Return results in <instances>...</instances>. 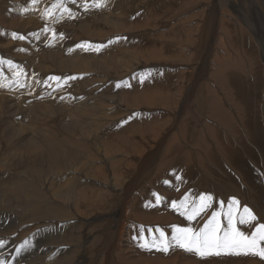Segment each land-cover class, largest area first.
Instances as JSON below:
<instances>
[{"label": "rangeland", "instance_id": "374dc122", "mask_svg": "<svg viewBox=\"0 0 264 264\" xmlns=\"http://www.w3.org/2000/svg\"><path fill=\"white\" fill-rule=\"evenodd\" d=\"M45 1L46 0H36V2L33 3V0H0V61H2L0 62V81L3 79L1 82H4H0V90L4 88V92L1 90L0 93L3 92L4 98H9V96L13 98L15 95L13 94L14 92L21 93L23 90H27L24 91L26 94L23 93L22 95L32 96L35 98L34 100L42 99V101L47 98L46 101L49 103L50 99L58 94V88L62 89L61 91L63 94H87V91H91L88 86L93 82H96L98 77H101L102 81H107L109 88L112 91L119 94V96H110L108 94L109 92H107V95L114 100L112 101V103H114L112 104L114 106L112 110L115 111L114 109H116L117 111L113 112L117 114L113 115L111 124H115L117 122V128L122 127V125L125 126L121 135L126 132L125 140L115 138L112 141L114 147L116 145L123 147L124 151L122 152L124 153L120 152L121 154H118L119 152H112V148L109 149V153L112 152L111 155L114 159H117L118 157L120 159L124 158L123 162L120 161V163L111 165L102 162L101 156L99 154L96 155V165L98 168L100 169L103 164L106 169V176L109 178L106 183H108V185L115 183V179H113L112 175L114 173L113 171H117V173L121 176V180L120 183L117 182V186L111 190L108 195L109 198H107L106 203L102 204V207L101 205L90 207L88 210L90 209L91 214L87 215L82 213L79 217L83 223V233L81 236L82 240L86 239V233H88V235L92 234V236L99 237V241L93 246L94 248L87 252V260L85 261L86 264H97L100 262L98 259L99 256L101 254L104 255L103 251L100 249H102L110 239L112 240L113 238L112 242H115L118 239V241L115 242L117 244L122 241V235H124L125 230L123 223H130L133 227H142L143 230L145 229L147 231V234L149 232V234H152L153 237L158 236L156 235L158 233L155 231H158V229L162 230L165 234L166 241L168 242V238L170 237L169 230L172 227L190 228L189 226L193 225L192 229L199 232L201 229L200 226L205 224L202 221L207 222L211 217L212 212H227L228 202L232 198L239 201V204L236 205L235 208L239 209L240 212H242L243 206L246 205L252 209L253 213L257 216V221L250 222L249 226H241L237 222V227L240 228L241 231H244L246 235H250L251 231L255 230L257 222L264 223V0H257L259 3L257 6L260 10L259 12L256 10L255 0H231L229 2H224L221 4L222 7L220 6L216 10L212 7L214 0H62L63 7L67 8L69 10L68 12L63 11V8L60 6V0ZM96 3H99L100 6H94ZM47 4L49 5V8L47 7ZM50 5L53 6L51 7ZM24 7L26 8L24 9ZM30 10L32 13H30ZM36 13H41L40 15L42 16L39 17ZM89 13L98 14L97 18L99 20L103 19L105 22H98L92 25L94 26V30L95 28L100 29L99 31L96 29L99 33H90L89 30H87L88 28L83 24L84 16ZM214 13L217 14L216 20H214L215 17L213 18ZM63 14L65 16H63ZM117 15L118 17H116ZM105 16L108 17L105 19ZM112 16H114L115 20L111 18ZM26 19L36 20L40 22V25L48 27L46 28L49 29L48 34L45 35V31L35 28L32 23L31 25L30 23L25 25L26 21L32 22ZM107 19H109V21ZM124 22H128V25L131 26H123ZM60 24L62 27L59 26ZM98 24H100V26H98ZM210 26L211 30H209L210 33L208 41L210 42L213 40L210 44V46L212 45L210 49L211 51L205 48V46H202V43L205 42L203 40H206L204 38L206 28L208 29ZM102 30L103 32H101ZM14 32L17 33L18 36H23L24 39H14L13 36H11ZM35 35L39 37L37 38ZM42 35L45 38L42 45L44 44L45 47H49L55 39L52 51L57 54L56 57H54L55 54L53 55L52 51L49 53V51L46 50L45 52L51 56L49 57V61L47 63H43V65L42 60L44 57L42 56L40 58L37 53L38 51L30 47L31 45L36 46L37 42L39 44V40L36 41V39H41L43 37ZM87 43H89V45ZM207 45H209V43H207L206 46ZM215 48H217V50ZM27 51L29 54H25ZM40 51L44 50L42 49ZM206 51H210L211 54H208V57L205 58ZM86 53H88V56ZM40 55H43V53L41 52ZM227 55H232L234 59H237V62H242L241 70H236L237 72H240V74L237 73L240 75L239 78L238 75L231 78L232 76L230 74L228 75V73L224 70L223 73L222 70L218 69L217 66L219 64V59L223 56L226 57ZM70 57L74 58L71 59ZM94 57H96V59ZM55 58L73 60L74 64H72L74 66L58 72V68H55L58 66L53 61ZM31 59L36 67L40 66V68H43L44 71L45 68H48L49 74L45 72L46 75L41 76L39 72L40 69L38 70L39 73L37 72L32 74L30 71L34 70L35 66L31 64L33 67L32 69L29 68L28 61ZM37 60L41 65L37 64ZM9 61H11V64L8 63ZM203 63L206 64L205 67L207 68V72L200 79L198 77V69L201 68L200 65ZM54 69L56 70L54 71ZM251 69H257V75H254ZM82 71L84 74L81 73ZM54 72H58L61 77L53 74ZM142 72H144V74H142ZM14 73L16 74V77L14 76ZM90 76L91 79L89 80ZM55 78H59V80ZM139 78H141V81H139ZM230 78L231 80L233 79V82H231ZM52 79H54L56 83L53 82L54 80ZM151 79H154L153 82ZM133 80L138 83L136 84ZM77 81L80 85L77 84ZM25 82L26 85L24 84ZM45 82L48 87L50 86L49 88L47 87L48 89L46 90L52 88L50 90V95L48 96L45 94V98L36 97L38 96L36 94L37 88H40V85H43ZM242 82H244V84ZM28 83L32 84L29 85ZM156 83L160 84L159 87H156ZM138 84L139 87L137 91H134ZM163 84H166L167 86ZM81 85L82 89L85 87L88 89L85 88L86 90H82L80 89L81 87L78 88ZM152 85L154 87H152ZM140 86L142 87V90ZM146 86L151 90L146 88ZM161 86L164 88L161 89ZM165 86L169 88H166ZM213 86L215 90H213ZM125 87L127 90L130 89L132 94L129 95V97L122 95L123 98H121V94H123V92L120 94V91H124ZM144 87L145 89H143ZM12 88H14V90ZM67 88L69 90L66 91ZM73 90L77 91L73 93ZM156 90H159V93L155 92ZM164 90H166V92H164ZM11 91L13 92L11 93L13 94L12 96L9 95ZM193 91L194 95H192ZM199 91H201V93H198ZM215 91L216 93H220V95H217ZM53 92H56V94L54 95ZM160 92L163 93L162 96ZM149 93L152 96H150ZM165 93L167 94L165 95ZM61 95L62 94H60V96ZM16 98L18 97L16 96ZM219 98L220 100L222 99L224 103L221 104V101L218 100ZM215 100H218L221 106H226L225 109L231 110V114L234 117H229L227 112H223L224 114L219 113V116L216 113L214 115L213 113L215 110H221L219 107H215ZM244 100H247L249 103L243 102ZM236 102L239 105L243 104L244 106H247L245 115H241L242 112ZM26 105L27 106H25V104L18 105L17 107V111L20 110V115H22L21 120H19L20 122L23 121L22 125L28 121V115H31L29 114V107L33 104L27 103ZM148 118H152V120L149 121ZM242 118L247 119V121L249 120L247 122L249 125H245L241 120ZM153 119L156 123H153ZM99 120L100 119H98V122ZM123 122L127 124L124 125ZM19 123L16 120V126L19 127ZM208 123L215 126L217 125L216 127L222 131L221 138L227 136V142L225 140V143L233 144L235 148L240 151L239 157L236 155L233 156L235 160L234 163L229 158V155L228 158H226L227 155L224 150L220 151L222 152L221 155L215 149H224L222 143L219 142L217 138L215 144H211L209 147V149L213 150V156L216 160H212V158L209 157L207 147H204V143L208 145V139L211 140V138L207 139L208 133H205L207 132V127L205 126H207ZM3 128L5 129L4 125ZM147 128L150 130L148 129L146 131ZM58 129L57 131H59ZM200 130H203L204 133H200ZM61 131L62 130H60V132ZM88 131H90V128ZM193 132H197L195 135L196 138H193ZM118 134L120 133L118 132ZM58 137L64 138L66 136L59 133ZM166 139L168 140L165 142ZM175 140H178L177 142H179V146L184 148L188 157V164L184 167L183 172H180V174H177L176 172V176L180 178V183L181 178L183 182L186 179L187 180L185 182H188L184 187L183 185L180 186L179 190L173 194L172 199L173 202H176V205L181 201H184L186 205L176 212L172 218H168L166 221L159 219L152 223L141 222L143 224L139 221L135 222L134 220L132 222V217H129V209L130 207H134V202H132L134 198L133 194H139L140 192L142 193L143 191L149 189L152 192L150 197H155L158 203L163 206L164 194L162 191L164 190H161V184L158 182L153 184L149 179H151V177L155 174L154 170L158 167L161 156L166 166L164 168L166 170H164L161 174V177H163L162 180L167 177L166 175L169 171V167H173L175 165L171 164L173 162L171 156H174L171 152L172 147L176 146L177 143ZM202 140H204V143H201ZM2 141L3 137L1 135V145L5 142ZM133 143L136 144V147L132 146ZM166 144L167 146H165ZM161 145H163L161 147L163 148L161 154L145 163H142L146 153H151L152 151V154H154V148ZM7 148L8 147L5 149ZM134 148L143 149V154L135 153L133 151ZM11 149L12 147L9 148V150ZM88 149H90V147H88ZM195 150H199V153H195ZM164 151H166L165 159H163ZM177 155L179 156L180 152H178ZM43 165V167H45V163ZM144 167L145 171H142V173L145 172L143 177H135L134 184L130 185L133 186V188L128 190L127 187L129 186V178L132 177V174H138ZM0 168H2L0 169V177L3 178L8 176L7 174L9 173V170L12 174L14 172L12 171L13 167L6 168L0 166ZM20 171H22V169L17 170V172ZM245 172L248 174L250 173L249 176L245 175ZM19 174L23 173L20 172ZM226 176H231L237 183L238 187H236L235 190L225 191L227 183L232 181V179H229ZM43 178L44 176L41 171V180ZM96 178L97 180L99 179L97 176ZM110 178H112V180ZM209 179L215 181L213 182V186ZM218 179L222 181L224 187L222 184L220 186ZM170 180L172 181L173 178H170ZM171 181H167L166 183L169 185ZM163 182L165 181L163 180ZM99 183L102 184V186H106V184L103 183V178H100ZM137 183L141 185H138ZM98 192H100V189L98 188H95L94 191L90 190L85 200H89L90 197L95 196V193ZM237 192L240 195L237 194ZM204 194L211 195L213 199L209 202L210 207L199 215V219L197 221L190 220L191 222H188L189 225H187L186 219L181 220L176 218V214L186 216L181 213L191 212L193 207L198 206L199 197ZM122 196H124L123 201L121 199ZM126 197H130L131 199ZM185 197H187V200H185ZM6 199L9 200V198ZM85 200L84 202L86 203ZM170 201L171 200H169V202ZM119 202L121 203L119 204ZM113 205L115 206V210L111 211V209L114 208ZM128 205L129 207H127ZM177 207L178 206H175L174 210H176ZM100 209H105V212L107 210L111 212L109 214H105V212H101ZM116 210H120V214L112 216V214H115ZM13 212L16 216L17 211ZM97 215V218H93ZM218 219L221 221L220 234L222 235L223 230L227 228V217L226 215H221ZM120 222L121 224H119ZM1 223H5L4 219H0V224ZM116 223L118 224L117 226ZM90 231L91 233H89ZM143 232L146 233L145 231ZM117 236L119 238H117ZM157 247H160L162 250V246L160 244H157ZM216 251L222 252V254H220L221 256L219 255L220 258H217L216 261L211 258L206 259V256L202 257L195 252L194 254L198 255L196 256V259H204L206 264H251V262L252 264H264V258L252 254V261L251 256L243 249H215V252ZM224 251L226 252L224 253ZM228 251L232 253L231 255H248V257L244 258L241 256L243 261L239 263L236 261L237 259L230 257V254H227ZM181 254L182 252H180L179 258H181ZM95 256H98V258H95ZM257 258L258 261L261 260L260 263L256 260ZM124 261L125 259H123L120 264H124ZM181 263L183 262L177 261L174 264Z\"/></svg>", "mask_w": 264, "mask_h": 264}, {"label": "bare ground", "instance_id": "6f19581e", "mask_svg": "<svg viewBox=\"0 0 264 264\" xmlns=\"http://www.w3.org/2000/svg\"><path fill=\"white\" fill-rule=\"evenodd\" d=\"M22 1H24V0H22ZM95 1H97V0H95ZM229 1H231V0H226V1L214 0V4L212 7L214 10H216L218 7L221 6V4H223L224 2H229ZM232 2H231V4H232ZM255 2H256V10L259 12L260 10L257 7L259 3L257 2V0H255ZM247 4H248V2H247ZM26 5H27V2H26ZM43 7H44V5H43ZM47 7L49 8V5ZM25 8L26 7H24V9ZM34 10H36V9H34ZM37 10H39V9H37ZM57 10H58V8H57ZM107 12H109V11H107ZM30 13H32L31 10H30ZM27 14H29V13H27ZM40 14H37V15L40 17V16H42ZM98 14H95V13L90 14L89 13L88 15L84 16V18H83V24L88 28L87 30H89V32L92 34L99 33L96 31L97 28H95V30L93 29L94 26H92V25H94L98 22H104L102 19L103 17L101 18L102 20H99L97 18ZM63 16H65V15L63 14ZM143 16H141V17H143ZM107 17L108 16H105V19ZM116 17H118V15ZM111 18L113 20H115L114 16H112ZM213 18H214V20L217 19L216 13H214ZM26 20H29L32 22H28ZM26 20H24V21H26L25 25L26 24L28 25V23H30V25H31V23H32L35 28L40 29L42 31H45V33H46V34L44 33L45 35L48 34L49 29H46L48 27H46L45 25H43V26L40 25V22H38L36 20H30V19H26ZM107 20L109 21V19H107ZM34 22H36V23H34ZM61 24H62V22H61ZM61 24L59 26L62 27ZM106 25H107V23H106ZM106 25H105V27L107 28ZM50 26H52V25H50ZM98 26H100V24H98ZM123 26L126 27V26H131V25H128V22H124ZM81 27H82V25H81ZM23 29H24V27H23ZM97 30L99 31L100 29H97ZM209 30H211V26L208 29L206 28V31L204 33V36H205L204 38L206 40H203L205 42L202 43V46H205V48H207L208 50L211 49L212 45L210 46V44L213 42V40L210 42L208 41V36L210 33ZM228 30H229V28H228ZM101 32H103V30ZM103 34H105V33H103ZM35 36L37 37V35H35ZM44 36L41 39H36V41L39 40V44L37 42V45L35 44L36 46H32V45L30 46V47L34 48L36 51H38L37 53L39 54L40 58L42 56L44 57V59L42 60V65H43V63H47L49 61V57L51 56V55L49 56L45 51L48 50L50 53L52 51V48L54 47V42H55V39H54L52 41V43L49 45V47H45L44 44L42 45V43H44L43 42L44 39L46 38V36H45V38H44ZM211 36H212V34H211ZM87 39H88V37H87ZM220 40H222V39H220ZM83 43H84V41H83ZM207 43H209V45L206 46ZM87 44L89 45V43H87ZM46 45H48V44H46ZM62 45H63V43H62ZM66 48H68V47H66ZM121 48H122V46H121ZM42 49L44 51H40ZM215 49L217 50V48H215ZM94 51H96V50H94ZM210 51H206L205 58L208 57L207 56L208 54H211ZM27 52L25 54H29V52L28 53ZM41 52L43 53V55H40ZM214 52H216V51H214ZM52 53H53V51H52ZM86 54L88 56V53H86ZM92 54H94V53H92ZM53 55H54V57H56L57 54L53 53ZM13 57H14V55H13ZM36 57H37V55H36ZM70 58L72 59L74 57H70ZM94 58L96 59V57H94ZM222 58L219 59V64L217 66L218 69L222 70V71L224 70L225 72L228 73V75L230 74L232 76V77L230 76L231 78H233L235 75L236 76L238 75V78H239L240 72H237V71L241 70V66H242L241 63L242 62L241 61L237 62V59L236 58L234 59V57L232 55H227L226 57L223 56ZM251 58H250V60H251ZM78 59H79V57H78ZM53 61L58 66V67H55V68H58V72L61 70L64 71L63 69H67V68L69 69V67L74 66L73 60H70V59L55 58ZM28 62H29V68L32 69V67L35 66L33 60L31 59ZM36 62H38V60ZM205 63L201 64L200 65L201 68L198 69V77L200 79L207 72L206 71L207 68L205 67V65H206ZM31 64H33V66H31ZM37 64H39V62ZM237 64H241V65H237ZM39 65H41V64H39ZM97 66H99V65H97ZM45 67H47V66H45ZM48 67H50V66H48ZM51 67H52V65H51ZM11 68H12V66H11ZM82 69H84V68H82ZM38 70H39L41 76H45L46 73L49 72L48 68H45V71H44L43 68H40V66L39 67L35 66L34 70H32V71L29 70V71L32 74H34V73H37ZM55 70L56 69H54V71ZM242 70H243V67H242ZM251 70L253 71L254 75L257 73V69H251ZM224 71H223V73H224ZM51 72H53V71H51ZM58 72H54L53 74L60 76V74ZM81 73H83V71ZM237 73H239V74H237ZM16 74H17V71H16ZM16 74L14 75L15 77H16ZM142 74H144V72H142ZM225 75H226V73H225ZM151 77H152V75H151ZM231 78H230V80H231ZM90 79H91V76H90L89 80ZM140 79L141 78H139V81H141ZM52 80H54V79H52ZM153 80L151 79L152 82H153ZM29 82H31V81H29ZM53 82H55V80ZM53 82H51V83H53ZM134 82L136 83V81H134ZM155 82H156V80H155ZM231 82H233V79L231 80ZM1 83H4V82H1ZM18 83H20V82H18ZM242 83L244 84V82H242ZM24 84L26 85V82ZM28 84L31 85L30 83H28ZM77 84H78V81H77ZM201 84H202V82H201ZM78 85H80V84H78ZM159 85L160 84H157L156 87L157 86L159 87ZM163 85H166V84H163ZM40 86L41 87L37 88V90H36V92H37L36 94L38 95L36 97H44L45 98L46 97L45 94H47L49 96L51 93L50 90L52 88H50L49 90H46L50 87V86L48 87L46 85V82L43 85L41 84ZM89 87H90L89 90H91V91H87V94L81 93V94H76V95L72 94V93L71 94H68V93L63 94V92L61 91L62 89L58 88V90H59L58 94L59 95L56 94V92L55 93L53 92V93H54V95L56 94L59 97H57L55 95L54 97H52L50 99L49 103H47V101H46L47 98L44 101H42V99L41 100H34L35 98L32 96L22 95L23 93L26 94V92H24V91H27V90H23V92H21V93H18V92L13 93L11 91L9 95L12 96L13 94H15L13 96V98H11L10 96H9V98H4L3 97V92H4L3 89L4 88L1 89L3 92L0 93V136L2 135L3 141H5V142L2 145L0 144V166L6 167V168L7 167H13L12 171H14V172L12 174V173H10V170H9V173L7 174L8 176H6L4 178L0 177V219H4V222H5L4 224H2V223L0 224V264H86L85 261L87 260V256H86L87 252L92 250L94 248L93 246L99 241L98 236H92V234L88 235V233H86V235H87L86 239L82 240L81 236L83 233V223L81 222L79 217L82 215V213H85L87 215L91 214L90 209L88 210V208H90V207H96V206H100V205L102 207V204L106 203L107 198H109L108 195L111 192V190L114 189L115 186H117V182L120 183L121 176L117 173V171H113L114 173L112 174L113 179H115V183H113V184L111 183L110 185H108V183H106L107 180L109 179L108 176H106V169H105L103 164L101 165L100 169L98 168V166L96 165V155L99 154L101 156L102 162H105V163H108L111 165H115V163H120V161L123 162L124 158L120 159L118 157L117 159H114V157L111 155L112 152H114V151L119 152L118 154L124 153V152H122V151H124L123 147H121L119 145H116L114 147L112 141L115 138L125 140L126 139L125 138L126 132H125V134L121 135L123 130L125 129V126L122 125V127L117 128V126H118L117 122L115 124H111L113 115L117 114V113H113L116 111V109H114L115 111L112 110L114 107L112 105V104H114V103H112V101H114V100L112 98H110V96H116V95L119 96V94H116L117 92L115 93L114 91H112L109 88V84L107 83V81H105V80L102 81L101 77H98L97 81L93 82L91 85L88 86V88ZM134 87H136V86H134ZM138 87H139V84L134 89V91L135 90L137 91ZM150 87H151V85H150ZM152 87H154V86L152 85ZM65 88H66V86H65ZM78 88L82 89V85L79 86ZM85 88H83V89H85ZM88 88H86V89H88ZM146 88H149V87L146 86ZM163 88L164 87L161 86V89H163ZM166 88H169V87H166ZM213 88H214V86H213ZM12 89L14 90V88H12ZM75 89H76V87H75ZM143 89H145V87ZM67 90H69V89L67 88L66 91ZM70 90H72V89H70ZM77 90H79V89H77ZM77 90H73V93H75ZM141 90H142V87H141ZM153 90H155V89H153ZM159 90H156L155 92H158ZM166 90H164V92H166ZM213 90H215V88ZM16 91H18V90H16ZM19 91H22V90H19ZM63 91H64V89H63ZM146 91H147V89H146ZM201 91H199L198 93H201ZM107 92H109L108 94L110 96L107 95ZM122 92H123V94H121ZM155 92H153V93H155ZM11 93H13V94H11ZM134 93H136V92H134ZM140 93H137V94H140ZM167 93H165V95ZM215 93H216V91H215ZM60 94H62V95L60 96ZM120 94H121V96L125 95V97L126 96L129 97V95H131L132 92H130V89L127 90L125 87L124 91H120ZM146 94H147V92H146ZM155 94H157V93H155ZM162 94L163 93H161V96H162ZM216 94L220 95V93H216ZM32 95H34V94H32ZM149 95H150V93H149ZM192 95H194V91L192 92ZM16 96L18 98H16ZM150 96H152V95H150ZM219 97H221V96H219ZM121 98H123V96ZM150 100H151V98H150ZM218 100L221 101V104L224 103L222 99L220 100V98H219ZM218 100L214 101L216 104L215 107L216 108L219 107L221 110L217 109L218 111L215 110V112L213 114L215 115V113H216L219 116V113L222 114L223 112H227L229 117L233 118L234 116H232L231 110L225 109L226 106H224V105L221 106V104L218 102ZM248 101H250V100H248ZM243 102L249 103V102H247V100H244ZM27 103L33 104V105H30V107H29V114H31V115H28V117H29L28 121H26L25 124L22 125L23 121L22 122L19 121V120H21L22 115H20V110L17 111V107H18V105H24V104H25V106H27L26 105ZM236 104L240 107V110L242 112L241 115L242 116L245 115L247 106H244L243 104L239 105L237 102H236ZM60 116H61V118H60ZM218 116H215V117H218ZM98 117H100V118H98ZM98 119H100L99 120L100 123L98 122ZM16 120L18 123L20 122L19 127L16 126ZM142 120H143V118H142ZM150 120H152V118L149 119V121ZM241 120L244 122L245 125L248 124L247 122L249 120L247 121V119H243V118ZM154 122L156 123L155 120L153 121V123ZM133 123H135V122H133ZM123 124L126 125L127 123L123 122ZM145 124H146V122H145ZM237 124H238V122H237ZM3 125H4L5 129L3 128ZM216 126L212 125L211 123H208L207 126H205V127H207V131H208V132H205V133H208L207 139L211 138V140L208 139V145L206 143H204V140H202L201 143H204V147H207L209 157H211L212 160H214V159L216 160V158L213 156L214 155L213 150L209 149V147L211 146V144L212 145L215 144V141L217 138V140L222 143L224 149L223 148H221V149L215 148V149L221 155H222V152H220V151L224 150L226 152V155H227L226 158H228V155H229V158L234 163L235 160H234L233 156L236 155L237 157H239L240 151L238 149H236L233 144L225 143L227 136L221 138L222 131ZM130 127H133V126H130ZM89 128H90V131H88ZM57 129L59 131H57ZM148 129L149 128H147L146 131ZM187 129H185V130H187ZM60 130H62V131L60 132ZM58 132L62 133L66 137H64V138L58 137V134H59ZM118 132L120 134H118ZM196 133L197 132H193V136H194L193 138H196V136H195ZM200 133H204V131L200 130ZM197 136H198V134H197ZM162 137H164V136H162ZM167 140L168 139H166L165 142ZM226 142H227V140H226ZM179 145H180L179 142L176 143V146H174V144H173L174 147H172V151L170 150L174 154V156H171L172 160H173V162L171 164H175V165L173 167H169L168 174H169V176L174 177V178L173 177H171V178H173V180L175 182H172L173 180L171 181V180L167 179L168 174H167L166 179H163L165 182H163V180H162L163 177H161V174L164 172V170H166V169H164L166 166L164 164V161L162 160V156H161L160 163H159L158 167L156 168V170L153 169L155 171V174L151 177V179H149L153 184L158 182L161 185L163 184L165 186L164 188L161 187L162 189H164V191H162L164 194L163 206H161L158 203V201L155 197H150L152 192L149 189L143 191L142 193L140 192L139 194H133L134 198H133L132 202H134V204H133L134 207L132 206L133 208L130 207V209H129V214H130L129 217H132V222L134 220L135 222L139 221L140 223L141 222L152 223V222L157 221L159 219H163V221H166L168 218H172L176 212H178L181 208H183L186 205L185 202L183 205H181V203L179 202L176 205V206H178L176 210H174L175 207H173V205H172L173 194H175L177 192V190H179L181 185H183V187H184L186 185V183L188 182V181L185 182L187 180L185 177L186 180L183 182V180L181 178V183H180V178L178 176H176V172H177V174L178 173L180 174V172H183L184 167L188 164L187 163V161H188L187 153L184 151V148H182ZM132 146L136 147V144L133 143ZM162 146L163 145L158 146V147L156 146V148H154V150H155L154 154H152L153 153L152 151H151V153L150 152L146 153V156L143 158L142 163H145V162L151 160L152 158H154L155 156H158L159 154H161L162 150H163V148H161ZM165 146H167V144ZM6 147H8V148L5 149ZM11 147H12V149L9 150V148H11ZM88 147H90V149H88ZM111 148L113 149V151L109 153V149H111ZM133 151L137 154H141L142 152H144V150L140 149V148H134ZM178 152H180L179 156L177 155ZM195 153H199V150H197V151L195 150ZM165 154H166V151H164L163 159H165V157H166ZM44 163H45L46 168L43 167ZM146 165H147V163H146ZM146 165H145V167H146ZM145 167L142 168L138 174H134V175L132 174V177L129 178V181H128L129 186L127 187L128 190L133 188V186H130V185L134 184L135 177L136 178L143 177L145 172L142 173V171H145ZM0 169H2V168H0ZM19 169H22V171H20V172H22L23 174H19L20 172H17V170H19ZM167 169H168V167H167ZM26 170H28V171H26ZM6 171H8V170H6ZM41 171H42L43 176H44V178L42 180H41ZM249 174L247 172H245V175L249 176ZM184 175H185V173H184ZM96 176L99 177L98 180H97ZM100 178H103V183L106 184V186L105 185L102 186V184L99 183ZM227 178L232 179L231 176H229ZM110 179L112 180V178H110ZM246 180H247V178H246ZM167 181H171L169 183V185L166 183ZM221 183H222V181H221ZM138 185H141V184H138ZM236 187H238V185L232 179V181L227 183L225 191L226 192L227 191H233L236 189ZM254 187H255V183H254ZM95 188L100 189V192L95 193V196L90 197L89 200L88 199L85 200L87 198V194L89 193V191L90 190L94 191ZM169 190H171V191H169ZM237 194H239V193L237 192ZM6 198H9V200H7ZM126 198H128V197H126ZM143 198H145V199H143ZM121 199L123 201L124 196H122ZM84 200L86 201V203L84 202ZM169 200H171V201L169 202ZM120 203L121 202H119V204ZM118 207H119V205H118ZM127 207H129V205ZM104 210H101V212H105ZM112 210H115V206H114V208L111 209V211ZM120 210L119 211L116 210V212L114 211L115 214H112V216L116 215V214H120ZM13 211H17L16 216H15ZM111 211L107 210L105 212V214H109ZM167 213H168V216H167ZM97 217H98V215L96 217H93V218H97ZM176 218L181 219V220L186 219L187 225H189L188 222L189 223L191 222L188 219L187 215L181 216L180 214H176ZM198 219H199V215L196 216L192 220L197 221ZM143 223H141V224H143ZM119 224H121V222ZM117 225L118 224L116 223V226ZM123 225H124L123 227L125 228V230L123 229L124 235H122V241L119 240L120 243L117 244L115 242H117L118 239L115 242H112L113 238H112V240L110 239L109 242H107L106 245L103 246L102 249H100L103 251L104 255L99 254L100 255L99 258H98V256L97 257L95 256V258H98L100 260V262H98L97 264H120L123 259H125L124 264H174L177 261L183 262L181 264H206V261L204 259H199V258L196 259V256H198V255H195L194 252H189L186 249L179 247L178 245L175 244L174 241H172V235H173V233L177 227H172V228L170 227L171 228L169 230V236L170 237L168 238L169 239L168 242H170V246L168 247L169 249L167 251H164V250H161L160 247H157V244H159L160 232L155 231L156 233H158V234H156L158 236H155V237H153V235L149 234V232H148V234H149V237H148L147 231L145 229L143 230L142 227H139V226L133 227V226H131L130 223H123ZM189 227L192 228L193 225H190ZM143 231H145L146 233H144ZM89 233H91V231ZM115 233H116V230H115ZM150 233H151V231H150ZM144 234H146V235H144ZM151 235H152V237H151ZM113 236H115V235H113ZM118 236H117V238H119ZM146 236H147V238H146ZM120 237H121V235H120ZM134 237H135V239H134ZM153 240L157 241L156 246H152ZM141 244H146L148 246L147 247H141ZM156 247L158 248V250ZM226 251H224V253ZM158 252H159V255H158ZM180 252H182L181 258H179ZM247 253L251 256V260H252V258H253L252 253H250V252H247ZM220 254H222V252H220ZM227 254H230L229 255L230 257L237 259L236 261L239 263L243 261L241 259V256L244 258L248 257V255L247 256H245V255H238L237 256L235 254L231 255L232 253H230L229 251L227 252ZM215 255H217V254L215 252V249H213L210 251V254L206 255V259L211 258V259L216 261L217 258H220V256H221V255L220 256L219 255L215 256ZM254 258H256V257H254ZM256 260L258 261V258ZM215 261H214V263H215ZM260 261H258V263H260ZM251 264H252V262H251Z\"/></svg>", "mask_w": 264, "mask_h": 264}, {"label": "snow or ice", "instance_id": "6c2138e0", "mask_svg": "<svg viewBox=\"0 0 264 264\" xmlns=\"http://www.w3.org/2000/svg\"><path fill=\"white\" fill-rule=\"evenodd\" d=\"M36 0H33L35 3ZM60 6L63 11L68 12L67 8L63 7L62 0H60ZM94 6H100L96 3ZM13 38L24 39L23 36H18L17 33H12ZM2 62V61H0ZM11 64V61L8 62ZM59 80V78H55ZM126 122V121H125ZM212 196L208 194L201 195L199 197V204L192 208L191 212H182V215H187L189 220L194 219L196 216L204 212L210 207L209 202L212 200ZM187 200V197H185ZM183 205L184 201L180 202ZM223 203V202H222ZM195 204V202H194ZM239 204L235 198H232L228 202L227 212H212L211 217L199 230L194 231L192 228H176L172 235V241L175 242L181 248L186 249L189 252H195L200 256H206L210 254L213 249H243L246 252H250L254 255H258L264 258V223L257 222L254 231H251L250 235H246L244 231H241L237 227V222L241 226H249L250 222L257 221V216L253 213L252 209L243 206L242 212L235 208ZM176 206V202H173V207ZM239 213V214H238ZM221 215L227 217V228L223 230L221 235V221L218 219ZM160 232L159 244L162 246V250L167 251L170 246V242H166L165 234L162 230ZM135 239V237H134ZM157 241H152V246H156ZM146 244H141V247H147ZM219 255L220 252L216 251Z\"/></svg>", "mask_w": 264, "mask_h": 264}, {"label": "crops", "instance_id": "0c3cea01", "mask_svg": "<svg viewBox=\"0 0 264 264\" xmlns=\"http://www.w3.org/2000/svg\"><path fill=\"white\" fill-rule=\"evenodd\" d=\"M206 131H207V130H206ZM207 132H208V131H207ZM167 174H168V173H167ZM166 176H167V175H166ZM171 177H173V176H169V174H168V178H167V179L170 180ZM173 178H174V177H173ZM165 179H166V178H165ZM184 180H185V179H184ZM218 180H219V179H218ZM209 181L211 182V184H212V186H213V185H214L213 182H215V181L210 180V179H209ZM172 182H175V181L173 180ZM219 182H220V186H221L222 183H221L220 180H219ZM162 185H163V184H162ZM162 185H161V187L164 188L165 186H164V185L162 186ZM222 186L224 187V184H222ZM200 187H201V186H200ZM162 188H161V190H164V189H162ZM234 196H236V195H234ZM202 222L206 223L205 221H202ZM203 226H204V225L200 226V228H202Z\"/></svg>", "mask_w": 264, "mask_h": 264}]
</instances>
